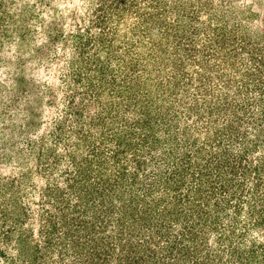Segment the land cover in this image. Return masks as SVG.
<instances>
[{
	"label": "rangeland",
	"instance_id": "obj_1",
	"mask_svg": "<svg viewBox=\"0 0 264 264\" xmlns=\"http://www.w3.org/2000/svg\"><path fill=\"white\" fill-rule=\"evenodd\" d=\"M135 204L138 264H264V0H0V264H120Z\"/></svg>",
	"mask_w": 264,
	"mask_h": 264
},
{
	"label": "trees",
	"instance_id": "obj_2",
	"mask_svg": "<svg viewBox=\"0 0 264 264\" xmlns=\"http://www.w3.org/2000/svg\"><path fill=\"white\" fill-rule=\"evenodd\" d=\"M201 206L202 205H199V208L202 211V207ZM115 210H116L117 213L121 214V215H118V216H120L122 218L119 219L120 231H117V234H116V238L118 240V244L115 245L113 249L119 248L118 251H119L120 254H117L116 257L123 264H138L137 262H134L135 261L134 258H131V254L133 253V251L135 249L133 241H135V239H137L136 234L138 232H140V229L138 230L139 223H137L136 220H139L140 218H143L141 220L146 221L145 225H143L145 227V229L143 228V230L148 232L149 238L151 236H153L152 230L154 228H155L154 229L155 230V233H154L155 236H161L163 238H166V237L169 238L170 233H168L166 235V234L163 233V231L161 229V227L164 225V223H163L164 220L167 219L165 214L162 216L163 219H157V220L155 219L156 218V213L148 214V215H145V216L144 215H138V212H139L138 204L134 205V209L132 208V211L130 213H128V210H126V209H124V211H122V206L116 208ZM84 211H85V209H84V207H82V209L79 211V216H77V219H79V220L83 219L84 222H86V217L84 216L85 215ZM93 214H96V212H93ZM97 215L100 218V215L99 214H97ZM134 215H136V216L134 218H132V216H134ZM198 225H200L202 227L204 226V224H202L200 222H198ZM192 226H190V227L192 228V232H193L194 231V227H192ZM89 227H91V225H89ZM202 227L200 229H198V230L196 229L191 234V236L194 237V238L192 240L193 242L192 241L191 242L189 241V242L193 243L195 245V247H197L198 242H200L203 246H207L206 248H208V249L214 248V247L210 246V244H209L210 239L208 238V235L204 234L205 232L203 230H201ZM169 241H170V239H169ZM218 241H223V237L220 236L218 238ZM77 242H78V246H79L78 249L82 250V246L81 245H83V243L80 242V241H77ZM146 242L148 243V241H146ZM150 242H152L151 239H150ZM167 242H168V240H167ZM170 244L171 245H169V246H171L173 249H176L177 246L175 247L174 243L170 242ZM96 251H98V248L91 249L88 252V254L95 256ZM187 251H189L188 254H192L189 245L187 247ZM175 255L176 256H175L174 259L178 260V258L180 257V254L176 253ZM122 263H120V264H122Z\"/></svg>",
	"mask_w": 264,
	"mask_h": 264
}]
</instances>
